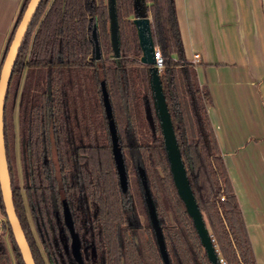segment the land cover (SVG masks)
Returning <instances> with one entry per match:
<instances>
[{"label": "trees", "instance_id": "obj_1", "mask_svg": "<svg viewBox=\"0 0 264 264\" xmlns=\"http://www.w3.org/2000/svg\"><path fill=\"white\" fill-rule=\"evenodd\" d=\"M26 2L20 3L0 65ZM137 9L149 17L151 38L162 58L158 71L161 90L185 174L212 243L224 264H255L208 120L209 93L199 86L192 63L182 54L173 0H114L116 55L109 38L107 0L39 1L17 50L2 109L12 204L33 262L211 264L172 184L152 105L148 66L139 65L140 49L131 20L138 15ZM93 25L101 53L97 60L90 56ZM83 68L90 71L94 83L98 72L103 75L114 144L103 111L100 116L96 114L97 124L90 117L85 125L76 119V94L72 97L68 89L71 74ZM22 70L25 75L17 104L19 185L12 152L10 103L12 83ZM134 100L139 101L138 106ZM145 102L148 105L143 112ZM124 155L139 187L144 237L137 236V227L129 225L128 210H134V204L127 190L121 192L118 186L116 158L125 168ZM24 201L45 258L25 215ZM0 215L4 218L0 258L7 255L5 237L14 264H23L1 198Z\"/></svg>", "mask_w": 264, "mask_h": 264}, {"label": "crops", "instance_id": "obj_2", "mask_svg": "<svg viewBox=\"0 0 264 264\" xmlns=\"http://www.w3.org/2000/svg\"><path fill=\"white\" fill-rule=\"evenodd\" d=\"M21 1L0 0V56ZM263 3L173 0L182 54L209 93L208 120L255 264H264Z\"/></svg>", "mask_w": 264, "mask_h": 264}, {"label": "water", "instance_id": "obj_3", "mask_svg": "<svg viewBox=\"0 0 264 264\" xmlns=\"http://www.w3.org/2000/svg\"><path fill=\"white\" fill-rule=\"evenodd\" d=\"M39 1L40 0H27L20 18L12 32V36L8 42L0 65V198L3 206L5 220L8 224L12 238L18 249L23 264H34V262L23 232L21 230L17 216L15 215L12 204L10 182L3 143L2 109L6 88L11 75V69L15 61L17 50L20 46L23 35L33 17ZM107 9L109 15V38L114 55H116L117 29L114 13V0H107ZM137 11L138 15L134 16L131 20L135 27L137 44L140 49L139 62L148 66V83L151 91L152 105L156 118L158 120L163 149L165 152L172 184L174 186L176 194L183 203L186 214L191 220L192 227L196 233L199 244L204 251L206 259L211 264H219L215 247L210 239V235L204 223L203 217L196 205L194 196L188 183L187 176L185 174L179 148L177 146L169 113L167 111L166 103L161 90L158 71L154 66H152V63L154 61V44L150 34L149 18L147 16H142L139 10ZM90 40L92 43L90 56L92 59L97 60L100 58L101 53L94 25L92 26L90 31ZM97 77L100 88L102 109L106 121L109 124V131L111 133V139L113 140L114 144L116 142L114 134L115 129L102 73L98 72ZM120 160L121 159L116 158V176L119 189L121 192H124L127 189L126 173L122 168L119 167L121 166Z\"/></svg>", "mask_w": 264, "mask_h": 264}, {"label": "rangeland", "instance_id": "obj_4", "mask_svg": "<svg viewBox=\"0 0 264 264\" xmlns=\"http://www.w3.org/2000/svg\"><path fill=\"white\" fill-rule=\"evenodd\" d=\"M139 60V59H138ZM139 65L144 66V64L139 62ZM138 69L140 70V66H137ZM86 68L81 69L82 72H76L71 74L70 77V88L68 89V93L72 95L76 94L74 101L77 100V102L74 103V108L77 110V112L79 113L77 116V120L81 123H83V125H85V122H88L87 119H89V117L92 120L93 124H97L96 121V117H97V113L100 115H102V103H101V98H100V93L98 92L100 90L99 88V83L98 81L96 83H94L93 79H91L90 76V71ZM24 75H25V70H22L20 75L16 78V80L12 83V99H11V103H10V120H11V135H12V152H13V161H14V165H15V173H16V177H17V182L19 185L22 184V173H21V164H20V155H19V146H18V132H17V104H18V100H19V95L22 89V85H23V81H24ZM98 85V86H97ZM134 103L136 106H138L139 101L138 100H134ZM148 104H146V102L144 103V107H143V112H144V108L147 107ZM72 107V106H71ZM142 107V105H141ZM140 110V108H139ZM141 111L140 110V115H141ZM186 114H187V119H188V124L190 126V130L191 132L193 131V125H192V119H191V115L188 111V109L186 108ZM96 115V116H95ZM99 118V117H98ZM97 118V119H98ZM75 121V119H74ZM137 141L140 143L141 139L138 136ZM124 160L126 163V167H123V161L120 160L121 162V166H119L120 168H122L125 173H126V183H127V193L129 196V199H131V203L134 204V210H128V222L131 226L136 227V224H139L140 226L137 227L136 229L138 231H136V235H141V237L145 236V233L143 231V224L144 223V216L142 213V204L139 203L138 201V191H139V187L137 185L136 179H135V174L133 171L130 170V161L127 160L126 156L124 155ZM25 204V215L28 219V223L31 227L33 236L35 238L36 243L39 246L41 255L45 258L44 256V252L41 249V246L39 244V240L37 237V234L34 230L30 215H29V211H28V207L26 206V203L24 201ZM4 220V218H2ZM170 221L172 222V220L170 219ZM142 226V228H141ZM135 236V238L137 237ZM5 243H6V247H7V255L5 258H0V264H14V259L12 256V253L10 251V246L8 244V241L6 240V238L4 237ZM215 247L216 253L219 254V252L217 251V247Z\"/></svg>", "mask_w": 264, "mask_h": 264}, {"label": "built area", "instance_id": "obj_5", "mask_svg": "<svg viewBox=\"0 0 264 264\" xmlns=\"http://www.w3.org/2000/svg\"><path fill=\"white\" fill-rule=\"evenodd\" d=\"M196 57H197L196 53L192 54V59H195ZM153 58H154V61L152 63V66H154L157 69V71L161 70V68H162V58H161V55H160V53L158 51L157 46H155V45H154V48H153ZM222 198H223V196L219 197V199H222ZM2 221H3V219L0 220V228H1ZM210 239L212 241L211 236H210ZM217 258H218V262L220 264H224V261L222 260L221 257H219V254H217Z\"/></svg>", "mask_w": 264, "mask_h": 264}, {"label": "flooded vegetation", "instance_id": "obj_6", "mask_svg": "<svg viewBox=\"0 0 264 264\" xmlns=\"http://www.w3.org/2000/svg\"><path fill=\"white\" fill-rule=\"evenodd\" d=\"M115 170H116V168H115ZM127 190V189H126ZM129 223V222H128ZM130 225V224H129ZM131 226V225H130ZM140 225L139 224H136V227H139ZM132 228H135V225L134 226H132Z\"/></svg>", "mask_w": 264, "mask_h": 264}]
</instances>
